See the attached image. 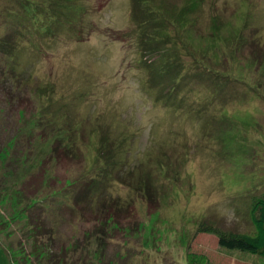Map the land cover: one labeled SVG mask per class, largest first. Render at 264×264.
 Here are the masks:
<instances>
[{
  "label": "rangeland",
  "instance_id": "1",
  "mask_svg": "<svg viewBox=\"0 0 264 264\" xmlns=\"http://www.w3.org/2000/svg\"><path fill=\"white\" fill-rule=\"evenodd\" d=\"M262 196L264 0H0V264H264Z\"/></svg>",
  "mask_w": 264,
  "mask_h": 264
},
{
  "label": "trees",
  "instance_id": "2",
  "mask_svg": "<svg viewBox=\"0 0 264 264\" xmlns=\"http://www.w3.org/2000/svg\"><path fill=\"white\" fill-rule=\"evenodd\" d=\"M163 50H159V52H163ZM250 217L254 226V232L252 233L226 232L206 223L200 224L198 230L217 236L218 244L222 248L249 252L264 257V196L252 201ZM188 258L189 264H209L207 258L201 254H188Z\"/></svg>",
  "mask_w": 264,
  "mask_h": 264
},
{
  "label": "bare ground",
  "instance_id": "3",
  "mask_svg": "<svg viewBox=\"0 0 264 264\" xmlns=\"http://www.w3.org/2000/svg\"><path fill=\"white\" fill-rule=\"evenodd\" d=\"M83 99H84V97H83Z\"/></svg>",
  "mask_w": 264,
  "mask_h": 264
}]
</instances>
